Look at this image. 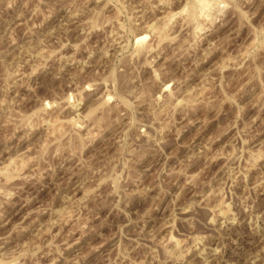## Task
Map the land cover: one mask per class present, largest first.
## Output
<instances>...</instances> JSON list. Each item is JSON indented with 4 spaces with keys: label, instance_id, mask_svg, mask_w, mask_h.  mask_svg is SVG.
<instances>
[{
    "label": "rangeland",
    "instance_id": "rangeland-1",
    "mask_svg": "<svg viewBox=\"0 0 264 264\" xmlns=\"http://www.w3.org/2000/svg\"><path fill=\"white\" fill-rule=\"evenodd\" d=\"M201 1L0 0V264H264V0Z\"/></svg>",
    "mask_w": 264,
    "mask_h": 264
},
{
    "label": "bare ground",
    "instance_id": "bare-ground-1",
    "mask_svg": "<svg viewBox=\"0 0 264 264\" xmlns=\"http://www.w3.org/2000/svg\"><path fill=\"white\" fill-rule=\"evenodd\" d=\"M201 1V0H200ZM209 1L210 0H202L201 1V4H202V6L200 5V7H201V10H202V7H203V9H205V8H207V6L204 8V6H205V4L207 5V2H208V4L210 5V3H209ZM213 1V0H212ZM198 2H199V0H198ZM204 5V6H203ZM211 8V7H210ZM208 9H209V7H208ZM207 9V10H208ZM199 10V9H198ZM197 10V11H198ZM206 9H205V11H207ZM203 11V10H202ZM206 13V12H205ZM196 14V13H195ZM201 14V13H200ZM197 15H198V13H197ZM199 16H201V15H199ZM204 16V15H203ZM199 18V17H198ZM193 19H194V17H193ZM193 19H192V21H193ZM151 31V30H150ZM155 31V30H154ZM154 31H151V33H153ZM145 39H142V40H140L139 42H143ZM55 125V124H54ZM52 129V128H51Z\"/></svg>",
    "mask_w": 264,
    "mask_h": 264
}]
</instances>
